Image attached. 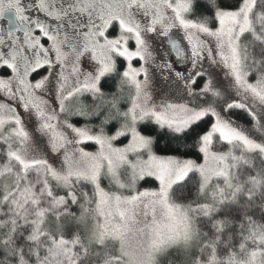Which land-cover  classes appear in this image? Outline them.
Here are the masks:
<instances>
[{
    "label": "snow or ice",
    "instance_id": "snow-or-ice-1",
    "mask_svg": "<svg viewBox=\"0 0 264 264\" xmlns=\"http://www.w3.org/2000/svg\"><path fill=\"white\" fill-rule=\"evenodd\" d=\"M5 20L0 264H264V0Z\"/></svg>",
    "mask_w": 264,
    "mask_h": 264
},
{
    "label": "flooded vegetation",
    "instance_id": "flooded-vegetation-1",
    "mask_svg": "<svg viewBox=\"0 0 264 264\" xmlns=\"http://www.w3.org/2000/svg\"><path fill=\"white\" fill-rule=\"evenodd\" d=\"M0 26H3L5 28H7V22L5 21H0Z\"/></svg>",
    "mask_w": 264,
    "mask_h": 264
},
{
    "label": "rangeland",
    "instance_id": "rangeland-1",
    "mask_svg": "<svg viewBox=\"0 0 264 264\" xmlns=\"http://www.w3.org/2000/svg\"><path fill=\"white\" fill-rule=\"evenodd\" d=\"M239 119H240V121H241L242 124L246 123V121H245V119H244L243 116H240Z\"/></svg>",
    "mask_w": 264,
    "mask_h": 264
},
{
    "label": "trees",
    "instance_id": "trees-1",
    "mask_svg": "<svg viewBox=\"0 0 264 264\" xmlns=\"http://www.w3.org/2000/svg\"><path fill=\"white\" fill-rule=\"evenodd\" d=\"M241 116H243V115H241ZM244 117V116H243ZM162 144H163V142H162Z\"/></svg>",
    "mask_w": 264,
    "mask_h": 264
}]
</instances>
